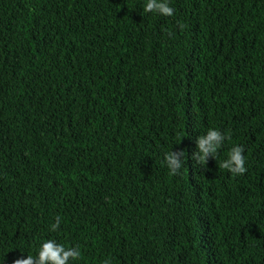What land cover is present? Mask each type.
Segmentation results:
<instances>
[{"label":"trees","instance_id":"16d2710c","mask_svg":"<svg viewBox=\"0 0 264 264\" xmlns=\"http://www.w3.org/2000/svg\"><path fill=\"white\" fill-rule=\"evenodd\" d=\"M143 3L0 0L5 264L44 239L73 264H264V0ZM209 127L228 138L193 168Z\"/></svg>","mask_w":264,"mask_h":264},{"label":"clouds","instance_id":"9594fccd","mask_svg":"<svg viewBox=\"0 0 264 264\" xmlns=\"http://www.w3.org/2000/svg\"><path fill=\"white\" fill-rule=\"evenodd\" d=\"M143 11L159 16L174 15L170 0H144ZM227 138V132L212 127H209L204 134L196 136V147L191 153L192 167H206L210 157L216 160L218 150L222 148ZM185 152L186 149L184 148L173 150L172 146V150L164 154V161L171 174H178L186 163ZM244 153L245 149L242 145H233L227 154V158L222 160L218 167L228 170L232 175H243L247 171ZM60 224L61 217L57 216L55 222L50 224L49 230L56 232L60 228ZM6 254L0 257V264H5ZM80 259L81 250L79 247H66L65 244L59 243L56 239H44L39 243L35 254L22 255L14 259L12 264H73ZM102 264H112V262L109 259H104Z\"/></svg>","mask_w":264,"mask_h":264}]
</instances>
